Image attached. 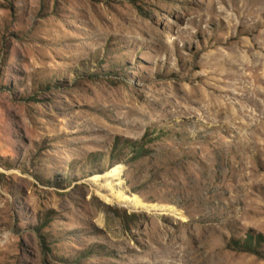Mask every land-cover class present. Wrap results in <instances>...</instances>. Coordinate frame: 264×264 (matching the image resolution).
Returning <instances> with one entry per match:
<instances>
[{
    "label": "rangeland",
    "instance_id": "1",
    "mask_svg": "<svg viewBox=\"0 0 264 264\" xmlns=\"http://www.w3.org/2000/svg\"><path fill=\"white\" fill-rule=\"evenodd\" d=\"M0 264H264V0H0Z\"/></svg>",
    "mask_w": 264,
    "mask_h": 264
},
{
    "label": "bare ground",
    "instance_id": "2",
    "mask_svg": "<svg viewBox=\"0 0 264 264\" xmlns=\"http://www.w3.org/2000/svg\"><path fill=\"white\" fill-rule=\"evenodd\" d=\"M113 175L114 176H119L120 175V169L119 170L118 169L114 170ZM103 197L105 198L106 201H110V199L108 197H106V196H103ZM119 200H121V202L127 203L131 207H139V206H141V203L137 199H134V198H124V197L119 196Z\"/></svg>",
    "mask_w": 264,
    "mask_h": 264
}]
</instances>
